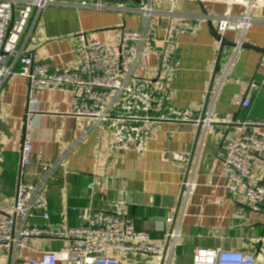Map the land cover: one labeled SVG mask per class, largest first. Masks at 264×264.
<instances>
[{
    "label": "crops",
    "instance_id": "crops-1",
    "mask_svg": "<svg viewBox=\"0 0 264 264\" xmlns=\"http://www.w3.org/2000/svg\"><path fill=\"white\" fill-rule=\"evenodd\" d=\"M254 1L263 3L253 11L262 22L248 30L244 41L264 50V0ZM124 3L137 7L148 0ZM152 6L159 13L150 18L148 29L159 39L182 19L195 24L198 31L179 36L176 78L164 87L172 93L168 106L189 112L193 121L167 119L153 124L144 153L114 149L112 133L104 124L73 114L82 89L53 85L38 97L40 114L34 127L26 131L28 81L20 77L6 80L0 86V203L5 205L16 197L20 182L38 184L40 170L47 164L52 170L42 191L50 205L47 223L53 227H79L85 210L109 209L121 200L135 230L149 234L154 242L164 240L169 228L166 220L174 218V228H180L182 234L175 264H192L197 249L217 248L251 253L258 264H264V206L255 212L243 198L231 194L223 163L226 144L241 135L228 120L264 122V54L226 47L219 63L221 43L214 34L217 23L201 17L222 15L230 8L239 14L244 10L238 5L153 0ZM143 21L140 14L49 7L31 22L20 48L36 63L50 65L52 72L76 70L82 63L81 34L100 40L109 50L117 49L122 31H142ZM39 27L42 32L37 43L33 38ZM240 37L233 32L224 35L230 44ZM158 47L161 52L166 46L160 42ZM10 61L13 70L20 72V61ZM218 63L220 72L215 78ZM157 70L151 56L140 74L152 77ZM254 80L257 87L251 105L244 108L241 102ZM154 115L169 117L165 106ZM256 133L264 137V127ZM25 137L32 140L34 152L31 165L22 168ZM185 182L195 186L188 200L183 197ZM258 183L264 184V156H257L253 163L251 184ZM239 212L245 214L243 218L237 217ZM32 224L43 226L45 221L37 218ZM55 244L61 243L33 242L32 247L50 249ZM23 257H38V253L26 252Z\"/></svg>",
    "mask_w": 264,
    "mask_h": 264
},
{
    "label": "built area",
    "instance_id": "built-area-1",
    "mask_svg": "<svg viewBox=\"0 0 264 264\" xmlns=\"http://www.w3.org/2000/svg\"><path fill=\"white\" fill-rule=\"evenodd\" d=\"M127 1V0H126ZM132 1V0H128ZM153 0L137 7L127 6L123 0H0V86L15 78L28 81V104L25 116L26 131L34 127L40 114L38 97L48 87L80 88L81 100L74 104L73 114L102 123L112 133V147L118 150L133 149L144 153L152 134L153 124L173 119L189 122L191 114L174 110L168 103L172 93L164 87L176 78L178 64L175 56L179 36L195 34V24L182 19L179 26L172 27L163 39L149 32V20L159 12L152 6ZM173 4L175 0H163ZM203 1V0H197ZM228 5H238L243 12L234 14L232 8L222 15L202 16L215 21L217 33L224 38L226 33H240L234 44L236 52L243 49L245 35L262 19L253 11L262 5L254 0H210ZM49 7L77 10L120 12L143 16L144 30H123L117 49H107L98 39L81 34L79 49L82 63L76 70L65 68L52 72L46 63H36L31 55L20 48L31 22ZM173 12V10L171 11ZM35 19L33 20L34 16ZM41 27L37 29L34 42H39ZM165 49L159 51L158 44ZM154 57L158 70L152 77H143L140 72L150 57ZM20 61L21 71L15 72L10 60ZM234 66V61H230ZM229 70L223 73L226 77ZM222 75V76H224ZM221 76V77H222ZM241 106L251 105L257 83L252 81ZM169 117L154 115L164 109ZM211 119H208L210 125ZM241 135L226 144L224 174L231 194L240 196L260 212L264 206V184H251L253 163L257 156H264V137L256 133L264 122H232ZM32 140L25 137L21 153L22 168L32 162ZM184 160L183 157L179 158ZM51 167L45 164L39 173V183L20 182L16 197L7 204L0 203V264H175V252L182 237L180 228H174V218H168L165 238L154 242L150 235L137 232L133 222L125 215V202L117 201L111 208L86 211L80 216L82 225L74 228H56L50 225L49 201L42 188L46 185ZM195 192L191 182L183 185V197L188 200ZM245 214L239 212L238 218ZM41 218L45 225H33ZM59 242V249L33 248V242ZM34 251L38 257H23ZM192 264H258L257 258L245 251L222 249H197Z\"/></svg>",
    "mask_w": 264,
    "mask_h": 264
},
{
    "label": "water",
    "instance_id": "water-1",
    "mask_svg": "<svg viewBox=\"0 0 264 264\" xmlns=\"http://www.w3.org/2000/svg\"><path fill=\"white\" fill-rule=\"evenodd\" d=\"M107 1H110V0H107ZM112 1V0H111ZM126 0H123V2H125ZM217 40L221 43V52H220V57H219V63L221 61V58H222V55H223V52L225 51L224 49L226 47L228 48H234L235 47V44H230L228 43L225 38H222L218 33H214ZM243 49H251L253 51H256L258 53H261V54H264V50L263 49H260V48H256V47H252V46H249V45H244L243 46ZM219 63H218V66L216 68V72L214 74V77L216 78V75L220 72V66H219Z\"/></svg>",
    "mask_w": 264,
    "mask_h": 264
},
{
    "label": "rangeland",
    "instance_id": "rangeland-1",
    "mask_svg": "<svg viewBox=\"0 0 264 264\" xmlns=\"http://www.w3.org/2000/svg\"><path fill=\"white\" fill-rule=\"evenodd\" d=\"M46 242V241H45ZM62 247V245L61 244H55L54 246H53V248L52 249H59V248H61ZM49 249V246H46L45 248H43V250H48ZM257 258V257H256Z\"/></svg>",
    "mask_w": 264,
    "mask_h": 264
}]
</instances>
